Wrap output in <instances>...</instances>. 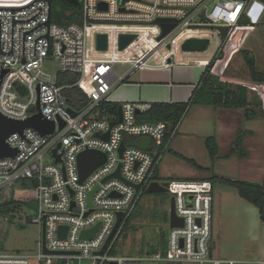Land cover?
<instances>
[{
	"label": "built area",
	"instance_id": "2783aa9c",
	"mask_svg": "<svg viewBox=\"0 0 264 264\" xmlns=\"http://www.w3.org/2000/svg\"><path fill=\"white\" fill-rule=\"evenodd\" d=\"M78 2L80 24L62 27L51 22L46 0H0V114L23 121L35 115L38 106L42 118L54 124L49 135L27 128L5 140L16 154L0 159V191L22 181L34 182L36 209L30 222L38 226L39 239L36 254L0 250V264H264L211 257L210 182L155 179L179 122L138 121L137 115L151 106L140 101L120 103V122L118 114L99 117V106L112 104L109 92L131 72L150 65L151 58L158 65H168L177 61V53L196 54L181 51L188 39H208V48L213 41V55H217L243 18L248 26L256 24V5L264 14L263 4L258 0ZM99 4L105 10H99ZM157 19L177 21L160 41ZM218 27L225 28L223 35ZM98 35H106V50L97 48ZM120 35H134L122 50ZM46 60L58 64L54 78L42 70ZM60 74L75 75L77 80L74 85L58 86ZM82 83L88 90V102L70 107L63 92ZM127 137H148L160 151L127 145ZM121 144L124 149L119 155ZM85 151L100 152L106 159L81 181L77 157ZM47 154L49 161L44 159ZM117 170L119 176L111 177ZM153 182L168 184L167 194L174 197L182 227L170 228L163 252L117 255L116 243ZM61 228L65 229L59 233ZM93 228L91 236L82 237Z\"/></svg>",
	"mask_w": 264,
	"mask_h": 264
},
{
	"label": "rangeland",
	"instance_id": "374dc122",
	"mask_svg": "<svg viewBox=\"0 0 264 264\" xmlns=\"http://www.w3.org/2000/svg\"><path fill=\"white\" fill-rule=\"evenodd\" d=\"M55 3L57 4V11H61L63 4L60 2ZM252 3L253 1L249 4V8ZM259 3L261 4L260 1ZM244 20L248 21L246 18ZM244 20H242L243 23H245ZM251 26H255L254 31L249 29L243 30L237 26L225 44H236L238 39L247 38L246 49L251 53L252 58L262 61V65H259L260 69L258 70L264 72V55L259 56L264 51V15L260 14L256 24H252ZM213 46L214 42L212 41L209 48ZM207 51L200 52L199 54L177 53V58L178 61L196 60ZM207 54H209V51ZM221 58L216 62L217 65ZM236 58L237 56L230 63V72L233 74L232 77H235L232 79V83L234 84L238 78L241 79L242 77L246 78V81H250L251 77L248 75V70L246 71V68H244L243 61L236 60ZM57 67V62L46 60L43 63L42 70L45 73H49L51 78H54ZM125 70V67L121 69V71ZM60 75L63 76L65 86H70L72 84L71 81H74L71 75ZM75 91L66 90V92H69L68 96L72 101H80L82 98L88 99L85 83L78 86ZM210 109L212 111H218L217 108L211 107ZM207 115L208 120L211 119L214 121V112H209ZM253 125L252 122L243 119L238 124L241 128H252ZM126 143L127 145L146 151L152 141L148 137H127ZM177 144L178 141L174 140L170 149L174 152L181 153L187 158L193 159L201 166H207L209 164V159L201 137L193 140V143H191L192 147H188L185 150H178L176 147ZM225 152L226 150L222 147L221 153ZM48 156L47 154L44 157L46 161H49ZM169 156L172 155L166 153L164 161ZM173 159L175 162L169 160L172 163L168 164L166 172L168 177L166 178H183L190 176L195 171L192 166L185 162L174 157ZM214 167L215 169L211 166V170L208 172L207 176H210V178L215 174L224 178L237 180L236 173L226 167L224 162L218 160ZM213 185L210 239L211 257L214 259L237 261L263 260L264 224L259 219L258 209L251 203L240 198L234 189L223 182H215ZM171 197L168 194H148L145 192L126 225L123 234L116 243L115 253L117 255L140 257L148 253L163 252L166 250L167 237L170 231L169 199ZM35 209H23L10 219L0 218L1 251L5 253L36 254L39 228L36 224L30 222L35 216Z\"/></svg>",
	"mask_w": 264,
	"mask_h": 264
},
{
	"label": "crops",
	"instance_id": "0c3cea01",
	"mask_svg": "<svg viewBox=\"0 0 264 264\" xmlns=\"http://www.w3.org/2000/svg\"><path fill=\"white\" fill-rule=\"evenodd\" d=\"M256 8L259 15H264L261 13L262 9H260L259 5H256ZM244 22L245 23L241 21L239 25L240 29L255 30V26H248V21L246 20H244ZM236 42V44L232 45L225 44L217 55H213L214 46L207 48L209 54H207L208 51L206 50L207 52L196 60L178 61L177 59V61L168 63V65H158L157 59L151 58L150 65L131 72L129 76H126L123 82L109 92L108 97L110 103L119 106L120 103L126 101H140L151 105L187 104L194 96V93L199 90L200 82L202 81L201 77L206 69L208 75L217 80L218 85H223L228 88V90L233 91L236 89V86H244L247 88V109H250L252 113L255 112L256 116L253 118H246L244 115L245 109L242 107L226 108L223 106L189 103L184 115L179 121L178 129L171 139L168 149L161 156L155 174L156 180L181 182L208 181L212 186V194L213 184L220 180L247 183H260L263 180L264 83H258L252 80L246 81V78L243 77L241 79L238 78L234 84L232 83V79L235 77H232L233 74L230 72V63L234 61L235 56H237L236 60L243 61L244 68H246V71L248 70V75L250 77L249 69L243 57L244 52L249 55L251 54L246 49L247 38L238 39ZM263 55L264 51H262L259 56ZM220 58L221 60L217 65L216 62ZM254 59L255 58H253V60ZM254 63L256 72L264 74V72L258 70L260 69L259 65H262V61L255 59ZM211 107L217 108L218 111H212V109H210ZM209 112H214L213 119L215 122L211 119H207V113ZM242 119L252 122L254 124L252 128H241L238 126ZM238 136H240L238 150L241 152V155L237 153L238 151L231 153ZM200 137L203 139L204 148L209 159V164L207 166H201L193 159L187 158L181 153L174 152L170 149L174 140L178 141L176 145L178 150H185L188 147H192L191 143H193V140ZM207 138L214 139L216 144L217 154L214 158L210 157L206 148L205 140ZM222 147L226 150L225 153H221ZM152 152H158L157 148L154 147ZM166 153H170L174 158L192 166L195 171L190 174V176L183 178H166L168 177L166 174L168 164L172 163L169 160L174 161L172 156H169L164 161ZM218 160L224 162L226 167L236 173L238 177L237 180L224 178L215 174L212 175L213 178L215 177V180H213V178L211 180L210 176H207L208 172L211 170L210 167L212 166L215 169L214 166ZM258 261L264 262V259Z\"/></svg>",
	"mask_w": 264,
	"mask_h": 264
},
{
	"label": "trees",
	"instance_id": "16d2710c",
	"mask_svg": "<svg viewBox=\"0 0 264 264\" xmlns=\"http://www.w3.org/2000/svg\"><path fill=\"white\" fill-rule=\"evenodd\" d=\"M264 6V0H259ZM55 2H60L63 4V9L57 11V4ZM81 20V10L79 7L70 5L63 0H52L51 2V22L62 27H67L71 24H80ZM243 57L247 68L250 72L251 80L258 83H264V74L258 73L255 70V63L253 58L246 52L243 53ZM75 84L77 76L71 75ZM200 88L194 93V96L189 103H200L211 106H223L226 108L242 107L245 109V117L253 118L256 116L255 112L247 109V88L244 86H236L235 90H228L223 85H218L217 80L208 75L207 69L203 72L201 77ZM217 85H216V84ZM243 83V82H239ZM245 84V83H244ZM58 86L64 85L63 76L59 75L57 80ZM78 86L69 89V91H75ZM88 92V90H87ZM69 92L64 91L63 95L67 99L70 107H83L87 104L88 99L82 98L80 101H72L68 96ZM75 93H77L75 91ZM79 95V94H78ZM189 103L187 104H154L150 108L137 115V120L140 122H166L172 125H176L182 116L184 115ZM119 105L117 104H101L99 106V117L110 118L112 115L116 116L118 112ZM126 141V139H125ZM240 141V136L237 137L231 153L238 151V145ZM205 145L211 158H214L217 154L216 144L214 139L207 138L205 140ZM157 148L160 151V147L152 144L146 150L151 152ZM236 149V150H235ZM158 153V152H154ZM213 178V177H212ZM211 178V180H212ZM215 180V177L213 178ZM227 186L234 189L238 196L251 203L258 209L259 219L264 224V178L260 183H247L241 181H230V180H220ZM36 185L32 181H22L12 186L10 190L4 189L0 191V218H13L18 212L23 209H35L34 193ZM145 194V192H144ZM132 216V215H131ZM131 218V217H130ZM129 218V220H130ZM125 229V228H124Z\"/></svg>",
	"mask_w": 264,
	"mask_h": 264
},
{
	"label": "water",
	"instance_id": "95a60500",
	"mask_svg": "<svg viewBox=\"0 0 264 264\" xmlns=\"http://www.w3.org/2000/svg\"><path fill=\"white\" fill-rule=\"evenodd\" d=\"M66 3L70 5H74L79 7L78 0H63ZM48 3L49 8L51 7L52 0H46ZM99 10H105L104 4L98 5ZM50 16V11H49ZM160 29L161 34L158 37V41H160L162 38H164L170 31H172L176 25L177 21L172 19H157L155 22ZM49 23L46 25L48 26ZM217 30L221 33V35L224 34L225 28L218 27ZM134 39V35H120L119 36V49H124L132 40ZM107 40L106 35H98L97 37V48L99 50H106L107 47ZM209 41L208 39H188L181 45V51L182 52H205L208 48ZM170 45H167V48H169ZM170 62V60L168 61ZM37 113L23 121H16L8 119L0 114V159L4 158H13L16 154V151L11 149L5 142L6 138L15 132L22 133L24 129L31 128L38 132L40 135H49L52 134L54 131V124L52 122H48L42 118V115L39 112L38 106ZM138 113V112H137ZM118 122L121 121L122 114H121V106L118 108ZM114 123L110 124V127H112ZM63 127V124H60V128ZM103 139L108 138V133L102 136ZM59 148V145L58 147ZM124 149V144H121L119 148V155H121L122 151ZM56 149L53 150V154H55ZM57 157V161H58ZM106 156L105 154H102L100 152L95 151H85L78 155L77 157V164H78V170L80 175V180L83 181L94 169H96L98 166L103 164L105 162ZM119 176V171L117 170L116 173H114L111 177ZM167 183L162 182L159 184L158 182L151 183L147 189L146 193L148 194H167ZM91 196V193L89 194V197ZM175 200L174 197H171L169 199V226L170 228H177L182 227L183 220L181 218H178L175 213ZM120 214L118 215V221L120 219ZM117 226V224H116ZM115 226V228H116ZM114 228V229H115ZM61 228L60 231H62ZM96 228H93L89 231H85L82 233V237L91 236L95 232ZM114 264V263H111Z\"/></svg>",
	"mask_w": 264,
	"mask_h": 264
}]
</instances>
